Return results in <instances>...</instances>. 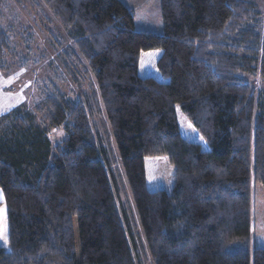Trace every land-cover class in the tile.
Returning a JSON list of instances; mask_svg holds the SVG:
<instances>
[{
	"label": "trees",
	"instance_id": "obj_1",
	"mask_svg": "<svg viewBox=\"0 0 264 264\" xmlns=\"http://www.w3.org/2000/svg\"><path fill=\"white\" fill-rule=\"evenodd\" d=\"M41 2L86 62L93 91L74 98L54 89L32 112L20 106L0 117V205L8 226L0 264L139 259L118 172L86 109L110 126L152 264H264V248L251 243V180L264 192L257 3L160 0L158 35L136 30L120 0ZM8 48L0 30V63ZM154 50L162 80L138 75L141 52ZM178 111L205 147L181 134ZM59 128L65 137L56 143L51 133ZM157 157L174 167L170 191L147 188L145 162Z\"/></svg>",
	"mask_w": 264,
	"mask_h": 264
},
{
	"label": "rangeland",
	"instance_id": "obj_2",
	"mask_svg": "<svg viewBox=\"0 0 264 264\" xmlns=\"http://www.w3.org/2000/svg\"><path fill=\"white\" fill-rule=\"evenodd\" d=\"M120 1L133 11L136 30L161 34L163 21L160 0ZM254 1L261 14L260 32L264 37V0ZM0 30L9 40V48L0 63V117L20 106L32 112L54 89L74 98L92 93L89 80L93 82V77L90 73L84 72L86 62L79 56L67 37V31L41 0H3L0 5ZM160 56L161 52L158 50L141 52L138 75L162 80L156 68ZM254 80L247 79L248 82ZM255 87L258 92L264 93V80L258 78ZM93 106H97V103L92 101ZM85 113L86 118L93 120L92 125L97 124L94 126V137L97 141H102L103 147L107 149L108 158L113 161L118 172L119 199L126 208L127 214H130L134 234L138 237L140 257L138 261L136 260V264L138 262L152 264L130 191L119 165V155L111 137L110 126L104 116L101 117L97 113L91 115L92 112H88L87 109ZM177 114L181 134L187 140L205 147V141L186 117L180 111ZM51 135L56 143L61 142L65 137L63 128L53 130ZM145 169L148 190L172 189L175 178L174 167L165 157L148 158ZM251 187V243L256 248H264V192L261 185L253 180ZM3 236H6L8 241L5 204L0 205V237ZM0 246L7 249L8 243L5 245L0 238Z\"/></svg>",
	"mask_w": 264,
	"mask_h": 264
},
{
	"label": "snow or ice",
	"instance_id": "obj_3",
	"mask_svg": "<svg viewBox=\"0 0 264 264\" xmlns=\"http://www.w3.org/2000/svg\"><path fill=\"white\" fill-rule=\"evenodd\" d=\"M0 238H2V239H3V243H4L5 245H7V243H8V241H7V237H6V236H3V237H0Z\"/></svg>",
	"mask_w": 264,
	"mask_h": 264
},
{
	"label": "crops",
	"instance_id": "obj_4",
	"mask_svg": "<svg viewBox=\"0 0 264 264\" xmlns=\"http://www.w3.org/2000/svg\"><path fill=\"white\" fill-rule=\"evenodd\" d=\"M3 247V246H2Z\"/></svg>",
	"mask_w": 264,
	"mask_h": 264
}]
</instances>
